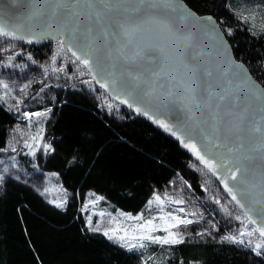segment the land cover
Segmentation results:
<instances>
[{"label":"trees","instance_id":"16d2710c","mask_svg":"<svg viewBox=\"0 0 264 264\" xmlns=\"http://www.w3.org/2000/svg\"><path fill=\"white\" fill-rule=\"evenodd\" d=\"M183 1L196 13L215 18L235 58L264 89V22L245 23L231 0ZM238 1L264 20V0ZM28 47L38 60L44 58L42 49L49 50L48 45ZM47 105L51 113L45 134L53 152L37 160L43 170L58 174L72 200L57 207L28 184L6 179L0 185V264H264L263 252L257 256L251 247L219 240L152 244L150 252L164 255L165 262L156 261L158 255L147 261L103 234L91 233L81 209L86 192L100 194L104 210L137 213L153 189L162 190L175 175L202 196L199 173L176 141L122 105L118 118L79 91L59 92ZM20 117L0 103V150Z\"/></svg>","mask_w":264,"mask_h":264},{"label":"water","instance_id":"95a60500","mask_svg":"<svg viewBox=\"0 0 264 264\" xmlns=\"http://www.w3.org/2000/svg\"><path fill=\"white\" fill-rule=\"evenodd\" d=\"M137 0H113L114 5H119L121 8L128 7L131 9L136 6ZM41 0L30 5V0H0V22L4 23L7 29H11L13 25H22L19 35H23L25 39H13L11 37H3L6 40L22 42L32 48H38L50 44L51 42L60 40L57 33L60 31V25L63 16H53L49 4H44L40 7ZM84 0H81L83 5ZM99 5L102 0H96ZM155 5L154 9H149V5ZM144 11L139 14L129 11L126 13L133 21L138 17H146L155 15L161 20L170 22L174 28H177L182 33H191L190 47L186 49V59L189 65L188 69L181 66L176 55L182 44H178L173 40L166 39V33L158 23H145L141 26V31L133 35L135 44L146 46L157 43L159 40H164L167 43L169 51V71L175 72L177 79L182 80L185 84L192 83V78L189 75L190 69H196L197 95H205L204 90L207 89L213 95L209 101V107L196 109L194 105L187 99L188 93H185L182 88L172 87L173 95L169 100L172 103L162 104L161 101L167 96L169 91V83L165 77H161L152 83L150 73L145 71L143 61L135 63L125 62L116 50L115 42L107 43L102 35L103 29L107 24L97 25L95 21L89 22L86 17H82L79 21L80 30L75 36L69 38V31L63 32V46L66 51L78 63L72 52L68 51L69 47L83 56L85 51L90 52V56L85 57L90 59L91 72L88 67L81 65L89 73L92 82L102 89L111 99L120 105L126 107L133 115L150 123L155 129L176 141L180 149L185 152L194 162L206 169L216 181L218 187L223 191L227 198L243 213L248 220L245 212L248 208H254L249 213L252 219L256 220L255 224L250 223L254 229L264 226V214L258 213V205L250 203L251 198H264V177L261 172H264V92L262 85L254 78L248 67L234 56L233 49L230 46L226 35L211 14H198L190 8L183 0H172V7L176 11H172L167 7L165 0H146L142 6ZM186 8L193 12L197 18H206L211 16L215 25V33L227 42L229 55L236 62H239L247 70L250 80L254 82L249 84H241L243 73L234 76L228 71L227 57L221 52V44L217 36L209 31L201 30V24L207 25L205 19L181 21L179 19L180 9ZM78 11L80 9H77ZM112 15H125L121 12H114ZM88 27L92 28V32H87ZM211 27V26H209ZM40 32H50L53 39L49 36L47 39L40 41L33 40L28 43V38L33 34ZM159 38V40L157 39ZM108 41H112V37H108ZM136 50L134 46H129L124 51L128 55ZM211 72L208 76L206 73ZM227 73V74H225ZM97 79H93V76ZM133 76H138L139 79H132ZM107 83L108 87H100V83ZM147 81V83H146ZM231 81V83H229ZM163 84L164 87L160 85ZM145 91H150L151 95H145ZM253 92L261 96V99H256ZM228 96L230 99L239 97L237 101L238 107L236 111H243L245 119L239 125V131H233L226 136V128L230 127L229 121H235V118L225 117V109L229 106V101L221 102L219 97ZM121 100H127L128 103H121ZM189 104L192 108L191 112L184 108V104ZM129 104L132 106L130 107ZM219 105V107H217ZM141 111L137 112L136 109ZM147 113V114H145ZM151 117V118H150ZM155 121H164L176 135L166 131L159 123ZM259 127L261 131L257 132ZM181 139H178L177 137ZM191 142L196 144L201 154L206 158L215 162H219L221 157L231 158L236 166H241L248 169L246 179L249 181L247 190L252 193V197L241 196L237 194V199L245 205L241 208L232 197L225 191L223 184L213 175L207 167L190 151L184 147L181 142ZM231 148L233 151L228 152ZM217 175L223 176L224 170L217 169ZM240 174H238V180ZM238 181L229 180V186L237 184ZM253 185L255 187H253ZM244 187V186H241ZM259 236V232H256Z\"/></svg>","mask_w":264,"mask_h":264},{"label":"rangeland","instance_id":"374dc122","mask_svg":"<svg viewBox=\"0 0 264 264\" xmlns=\"http://www.w3.org/2000/svg\"><path fill=\"white\" fill-rule=\"evenodd\" d=\"M231 4L237 12L249 17L255 15V20L264 22L256 12L250 10L247 4L238 0H231ZM23 44L0 37V81H2L0 103L18 116H22L21 121L9 130L7 144L0 150V177H3L0 185L6 179L11 178L31 186L46 202L54 206L61 204L60 207H64L68 201L72 200V194L63 187L56 172L43 170L40 161L37 160L53 152V144L45 134L51 113L47 104L54 103L59 92L63 94L65 91H79L118 118H121L118 112L121 105L92 82L87 70L69 55L65 47L61 46L60 40L48 44L49 50L42 49L44 54L42 60H38L35 57L36 53ZM38 105H42V108L32 111ZM25 112H39L45 115L26 118L23 115ZM44 145H48V149H45ZM192 167L199 173L202 196L195 194L187 182L175 175L162 190L153 189L145 206L137 213L104 210L99 207L103 197L93 191L86 192L81 209L85 213L89 231L103 234L109 229H119L118 234L123 235L125 229L131 230L133 226L156 217L153 223L159 225V228L152 234L165 236L164 224L159 217L171 213L193 221L191 224L171 229V231H178L184 237V241L234 242L226 239L232 236L237 240H243V243L239 244L246 247L253 248L256 243H264V238L254 231V227L243 213L218 187L212 175L196 162ZM154 195L161 197L164 201L163 205L156 203L153 199ZM98 197L102 199L98 200ZM150 200L151 205H149ZM177 200H182L183 203H174ZM217 200L219 203L216 202ZM179 209L184 211L180 212ZM128 214L133 219H128ZM136 216H141L142 219L138 221L135 219ZM89 218L91 223H89ZM96 228H99V231L93 230ZM241 232L252 234L241 236ZM132 242L139 243L138 241ZM115 243L120 245L118 242ZM143 243L147 245L145 248L131 251L142 254L147 261L154 260L158 254L153 255L150 252L151 245L161 244L148 241ZM261 252L264 253V248ZM156 261L164 263V255L159 256Z\"/></svg>","mask_w":264,"mask_h":264},{"label":"snow or ice","instance_id":"6c2138e0","mask_svg":"<svg viewBox=\"0 0 264 264\" xmlns=\"http://www.w3.org/2000/svg\"><path fill=\"white\" fill-rule=\"evenodd\" d=\"M16 0H13V3H15ZM37 0H30V5L36 3ZM146 0H137L136 6L129 9L128 7L121 8L119 5H114L113 0H102L101 4H97L96 0H84L83 5H81V0H41L40 7L42 8L44 4H49L52 10L53 16H63L64 19L61 22L60 25V31L57 33V35L60 38L61 46H63V32L65 30L69 31V38L75 36L76 32H79L80 30V19L82 17H86L89 22L95 21L97 25H104L107 24V27L103 29L102 35L105 37V41L107 43L115 42L116 44V50L120 54L121 58L127 62V63H135L138 60L143 61V67L145 68V71L150 73V79L152 83H155L156 80L160 79L161 77H165L170 85L169 91L167 96L163 98L161 101L162 104L172 103L174 101L169 100V97L173 95L172 93V87H180L183 89L185 93H188L187 99L191 102V105H194L196 109H201L203 107H209V101L213 95L212 92H209L207 89L204 90L205 95L199 96L197 95V85L195 83L196 80V69H190L189 75L192 78V83L185 84L182 80H178L175 72L169 71V51L167 43L164 40H159L157 43L149 44L146 46H140L139 44H135L133 40V35L135 33H138L141 31V26L145 23H158L161 25L163 31L167 34L166 39L173 40L177 42L178 44H182V47L178 49L176 60L177 62L183 66L185 69L189 68L187 59H186V49L190 47L189 41L191 40V33H182L179 29L174 28L173 25L165 20H161L155 15H150L146 17H138L135 21H133L129 16L126 15L129 11L133 13L139 14L140 12L144 11V8L142 7L145 5ZM165 4L167 7L171 8L172 11H176L174 7H172V0H165ZM155 5H149V9H154ZM77 9H80L79 11ZM123 12L125 15H112L114 12ZM180 16L179 19L181 21H188V20H196L199 22L200 19L207 20L208 24L204 25L201 24V30L209 31L217 36V39L219 43L221 44V52L224 56L227 57L228 62V71L231 72L234 76L240 75V73H243V77L241 79V84H249L252 83L254 85V82L250 80V76L247 72V70L244 68L242 64L239 62H236L232 57L229 55V49L227 47V42L224 41L219 34L215 33V25L212 20V17H206V18H197L193 12L186 8L180 9ZM241 18L244 20L245 23H248L251 19L252 21H255V15H252L251 17L239 14ZM211 26V27H209ZM252 27H255V24L253 23L251 25ZM22 28V25H13L12 28L9 30L6 28L5 24L0 22V36L3 37H11L13 39H25L23 35H19ZM87 32L90 34L92 32V28L88 27ZM228 35H232V31L228 30ZM253 35H256L255 32H253ZM49 36H52L50 32H40L38 34H33L32 37L28 38V43H32L33 40L40 41L43 39H47ZM112 37V41H108V37ZM53 39H56V36H52ZM129 46H134L136 50L132 53V55H128L124 50L128 48ZM68 51L72 52V55L80 61L82 65L89 68V71L91 72L90 67V59L85 58L90 56L89 51H85L83 56L77 55L75 51L72 50L71 47H69ZM208 76H211V72L206 73ZM227 74V73H225ZM93 79H97L96 76H93ZM132 79H139L138 76H133ZM100 83V81H97ZM147 83V81H146ZM231 83V81H229ZM0 84H2V81H0ZM5 88L7 85H3ZM161 87H164L163 84L160 85ZM100 87L107 88V83H100ZM261 92H264V89H261ZM145 95H151L150 91H145ZM253 96H255L256 99H261V96L253 92ZM219 100L221 102L228 100L229 106L225 109L224 116L225 117H231L235 118L236 122L229 121L230 127L226 128V136L225 139H227V134L232 133L233 131H239V125L243 123L245 116L243 111H236L235 108L238 107L237 101L239 100V97L229 98L228 96L221 95L219 97ZM19 103V102H18ZM121 103H128L127 100H121ZM131 107L132 105L129 104ZM219 107V105H217ZM184 108L187 109L189 112H191L192 108L189 104H184ZM137 112H140L141 109L137 108ZM147 114V113H145ZM23 115L27 118L30 116H41L45 115V113H28L25 112ZM151 118V117H150ZM264 119V118H262ZM159 123L166 131L172 132L173 135H176V132L173 131L172 127H170L167 123L164 121H155ZM256 131L259 132L261 129L259 127L256 128ZM178 139H181L179 136ZM35 139V138H33ZM181 142L184 144V147L188 148L190 151L193 152V154L205 165V167L208 168V170L213 174L217 176V179L220 180V182L223 184L225 191L228 192V194L232 197V200L235 201L241 208H245V205L241 203L239 199H237V194L241 196L246 197H252V193L247 190V187L249 185V181L246 179V174L248 172V169L243 168L241 166H236V164L233 162V160L225 157H221L219 162H215L211 159H208L205 157V155L201 154V151L197 148L196 144L191 142H184L181 140ZM264 147V144L261 145ZM48 145H44L45 149H48ZM14 150V149H13ZM233 150L231 148L228 149V152L231 153ZM217 169H223L224 175L220 176L217 175ZM238 174H240V178L238 180ZM261 176L264 177V172H261ZM3 177H0V180H2ZM238 181L237 184H234L233 186H229L228 181ZM262 183H264V180H262ZM244 186V187H241ZM253 187H255L253 185ZM102 199L101 197L97 198ZM157 204L163 205L164 201L161 199L159 195H154L153 198ZM219 203V201H216ZM174 203H183L182 200L174 201ZM250 203L252 205H258V213L264 214V198L262 199H255L251 198ZM152 204V201H149V205ZM58 207L62 206L61 204L57 205ZM254 208H248V210L245 212V215L248 218V222L255 224L256 220L252 219V217L249 215L251 211H253ZM161 211L163 209L161 208ZM180 212H183V209H179ZM128 219H133V217L128 214ZM136 220H141V216H136ZM157 219L156 217H153L151 220H146L141 224H137L132 227L131 230L125 229L123 231V235H119V229H109L104 231V236L108 237L109 240H113L114 242H118L121 247L127 248L128 250L133 249H142L145 248L147 245L143 243L144 241H148L151 243H158L161 245H175V244H181L184 243V237L178 232V231H171V229L178 228L180 225H188L193 223L192 220H189L187 218H181L177 215H172L171 213H168L166 215H161L159 219L163 222L164 227L163 231L166 233L165 236H157L153 235L152 233L156 232L159 228V225H156L153 223V221ZM239 219V217H237ZM89 223H91L89 218ZM94 231H99V228L93 229ZM254 231L259 232L260 237L264 238V226L258 227L254 229ZM251 235L252 233H244L241 232L240 235ZM226 239L232 240L234 242L243 243V240H237L236 237H226ZM132 241H138L139 243H133ZM264 248V243H256L255 246L252 248V251L255 252L257 256L261 255V249ZM147 264V262H145Z\"/></svg>","mask_w":264,"mask_h":264}]
</instances>
